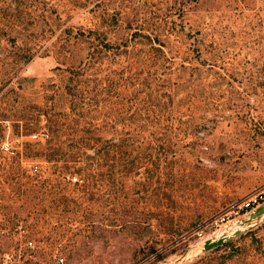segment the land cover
<instances>
[{
	"label": "rangeland",
	"instance_id": "374dc122",
	"mask_svg": "<svg viewBox=\"0 0 264 264\" xmlns=\"http://www.w3.org/2000/svg\"><path fill=\"white\" fill-rule=\"evenodd\" d=\"M28 48L36 53L21 70L0 75V252L22 234L34 244L24 264H176L193 247L191 264L211 254L196 247L218 236L206 221L264 183V0H0V54L10 62ZM76 77L116 87L89 109L98 136L123 124L133 138L149 134L133 145L130 172L118 160L113 178L104 165L87 177L48 160L56 140L63 151L71 141L50 143L40 113L68 112ZM136 89L148 99L142 115L106 113L102 98L129 109ZM246 251L245 264H264Z\"/></svg>",
	"mask_w": 264,
	"mask_h": 264
},
{
	"label": "trees",
	"instance_id": "16d2710c",
	"mask_svg": "<svg viewBox=\"0 0 264 264\" xmlns=\"http://www.w3.org/2000/svg\"><path fill=\"white\" fill-rule=\"evenodd\" d=\"M109 46L111 47V45ZM109 46L108 44L100 43V48ZM35 53L36 52L31 48L26 49L22 53H14L11 56L12 60L10 62L6 60L10 57L8 52L0 54V75L5 79L1 80L8 82L12 75H14L15 71L18 69L21 70L23 66L34 57ZM1 67L3 68L1 69ZM83 69L84 68L81 70ZM67 71L75 72V70L70 71V69ZM75 73L77 74V77L82 75L79 72ZM77 77L74 86L68 88L65 86L66 92L74 96V100L71 101L72 105H70V110L68 112L59 111L52 114L47 110H44L43 113H40V117L46 122V128L51 135L50 143L54 142L55 137L58 139L62 135H67L69 138L72 137V139L68 138V141H71V144L69 143L64 151L59 144V140L54 142V144H56L54 146H56L58 150L55 148L53 150L54 146L50 145L48 151L55 152H53L54 156L48 157V160L52 161L58 159L66 165L72 163L76 166L77 172L80 174H86L87 177L94 174L101 175V170L104 165L106 167L104 169L108 171L107 174L109 177L113 178L119 165L117 164L118 160H122L120 163H124V170L130 172L129 167L130 163H132V147L135 143L145 144L148 140L149 134L145 135L142 133L145 131L143 128L142 130L141 128H137L135 131H137L139 139L133 138L131 125L123 124V126L110 125L109 129L112 133L110 137L103 139L101 136H98L96 132L100 130V128L98 127V124H95L92 121V111L89 109L91 106H94V109L96 108L99 103L97 96L99 93L100 95L104 93L103 89L106 91L109 90L110 93L114 86H112V81H109L108 85H103V82L99 79L97 81L95 80V86L90 87L88 84L89 81H82ZM159 86L162 89V80H159ZM124 87L125 89L122 88V90L128 88L127 85ZM119 89L121 90L120 86ZM89 93H91V95H88ZM141 93L142 92H140L139 89H136V91L129 97L127 101H130L132 105L129 109L115 107L117 104L112 100L113 96L107 94L106 97L102 98L104 102L111 106L110 111L106 113H109L110 116L120 118L118 121H129L130 119H133L135 115H142L141 112H144L146 109L145 104L148 99L142 100L140 98ZM124 97L126 96H122L121 100H124ZM140 103L142 104L141 107H139ZM132 108L133 110H131ZM163 108L165 109L166 106H161L158 109V113L155 112V110H151L154 117H157L154 118L157 122H160V117L163 116L161 113ZM129 112H131V114L128 115ZM52 116L55 118H52ZM56 116H59V120L56 119ZM148 116H150L149 113H147L145 117ZM70 119L74 122L73 125L67 123ZM66 126L67 128L65 130ZM27 129L31 130L30 127ZM28 134H30V132ZM246 240L248 242L243 243L246 242ZM248 246H250L251 251H254L253 256L255 258L261 259L264 257V219L245 233L240 234L235 240L223 243L211 250V254L202 256L191 264H216L217 262V264H227L230 261H239L240 259V261L245 264L244 261H246L250 255V253L246 251ZM219 250L221 251L220 253H218Z\"/></svg>",
	"mask_w": 264,
	"mask_h": 264
},
{
	"label": "built area",
	"instance_id": "2783aa9c",
	"mask_svg": "<svg viewBox=\"0 0 264 264\" xmlns=\"http://www.w3.org/2000/svg\"><path fill=\"white\" fill-rule=\"evenodd\" d=\"M40 134L42 137L46 136L45 132H41ZM34 136L37 137V134H34ZM4 147L6 150H9L8 145L4 144ZM10 152L14 153L13 150H10ZM34 170L36 169L34 168ZM262 204H264V183L235 200L206 222L210 226H219V229H217L219 232L216 233L219 236L231 223L245 217L246 214ZM30 248H34L33 242L25 239L22 234H17L13 249L2 250L0 252V264H24V259L27 260L31 257V254L27 252V249Z\"/></svg>",
	"mask_w": 264,
	"mask_h": 264
},
{
	"label": "water",
	"instance_id": "95a60500",
	"mask_svg": "<svg viewBox=\"0 0 264 264\" xmlns=\"http://www.w3.org/2000/svg\"><path fill=\"white\" fill-rule=\"evenodd\" d=\"M263 218H264V204L250 211L248 214H246L245 218L235 221L233 224L234 228H232V225H230L226 232L222 233L221 235L217 237L208 238L204 240L199 246H196V247L200 248L203 252L212 250L222 245L223 243L234 239L236 236L244 233L245 231H247L254 225V221L263 219ZM192 249L193 247H189L187 251L185 252L183 258L176 264L185 263Z\"/></svg>",
	"mask_w": 264,
	"mask_h": 264
},
{
	"label": "bare ground",
	"instance_id": "6f19581e",
	"mask_svg": "<svg viewBox=\"0 0 264 264\" xmlns=\"http://www.w3.org/2000/svg\"><path fill=\"white\" fill-rule=\"evenodd\" d=\"M234 222H235V221H234ZM234 222L230 224V225H232V228H234V225H233V224H234ZM230 225H229V226H230ZM229 226H228V227H229ZM227 229H228V228H227ZM227 229H226L225 231H222V232L220 233V235H221L222 233L226 232V231H227ZM197 245H198V244H197ZM193 252L195 253V251H193ZM196 252H197V251H196ZM193 255H194V254H193ZM191 256H192V255H191ZM191 256H190V257H191ZM192 257H193V256H192Z\"/></svg>",
	"mask_w": 264,
	"mask_h": 264
}]
</instances>
